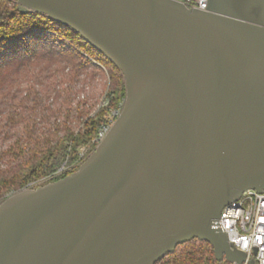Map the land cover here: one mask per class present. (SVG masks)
Here are the masks:
<instances>
[{
  "label": "water",
  "instance_id": "95a60500",
  "mask_svg": "<svg viewBox=\"0 0 264 264\" xmlns=\"http://www.w3.org/2000/svg\"><path fill=\"white\" fill-rule=\"evenodd\" d=\"M10 1L101 53L125 97L77 171L0 202V264H156L193 239L242 263L217 222L264 192V0Z\"/></svg>",
  "mask_w": 264,
  "mask_h": 264
},
{
  "label": "trees",
  "instance_id": "16d2710c",
  "mask_svg": "<svg viewBox=\"0 0 264 264\" xmlns=\"http://www.w3.org/2000/svg\"><path fill=\"white\" fill-rule=\"evenodd\" d=\"M54 63L63 66L56 69ZM105 66L120 80L112 77L108 106L89 116L58 75L65 67L77 77L88 68ZM22 74L30 79L24 86ZM124 97L120 72L78 34L44 15L21 14L14 2L0 0V202L30 186L39 187L36 183L43 179H49L46 185L77 171L94 151L109 111ZM156 264L227 262L216 261L208 243L193 239Z\"/></svg>",
  "mask_w": 264,
  "mask_h": 264
},
{
  "label": "built area",
  "instance_id": "2783aa9c",
  "mask_svg": "<svg viewBox=\"0 0 264 264\" xmlns=\"http://www.w3.org/2000/svg\"><path fill=\"white\" fill-rule=\"evenodd\" d=\"M187 8L205 11L208 0H177ZM114 118L99 132L95 142L98 144L106 135ZM217 227L226 235L229 245L243 253L242 263L264 264V192L254 190L242 192L240 198L224 206L220 211Z\"/></svg>",
  "mask_w": 264,
  "mask_h": 264
},
{
  "label": "rangeland",
  "instance_id": "374dc122",
  "mask_svg": "<svg viewBox=\"0 0 264 264\" xmlns=\"http://www.w3.org/2000/svg\"><path fill=\"white\" fill-rule=\"evenodd\" d=\"M61 66L63 65L59 63H54L53 65V67L56 69H59V67ZM63 70L64 71L62 72V74L58 75L62 87L74 94L75 104L84 103L83 107L88 110V113L90 114L89 116L94 115L95 112H98L100 109H104L108 106V97L106 95L109 93V90L111 91L113 89V85L115 84V81H113L112 77H114L116 81L119 78L115 73H112L109 69H107L106 66L103 69L100 68V70L88 68L84 71V73L79 74L77 77L74 76V73H71L69 67H65V69ZM35 71L36 70L34 69V72ZM22 76L24 75L22 74ZM53 77L56 80V76ZM28 78L29 75L27 77L24 76L21 78V86H24L25 84H27V81H30V79ZM123 102L119 103L118 107L116 106L114 109H111V111H109L110 116L108 123L111 119H116V116L119 114L123 106ZM84 151H82V153ZM60 172H64L63 168L60 169ZM57 176V174L54 175V177ZM48 180V178H46V180L43 179L37 182L36 186L38 184L42 186L44 182ZM28 188L36 187L30 186Z\"/></svg>",
  "mask_w": 264,
  "mask_h": 264
}]
</instances>
